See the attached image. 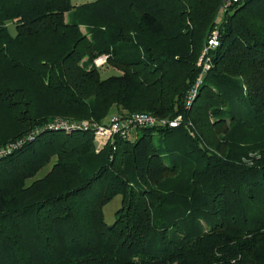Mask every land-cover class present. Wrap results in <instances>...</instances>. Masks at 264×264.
<instances>
[{"label": "trees", "instance_id": "16d2710c", "mask_svg": "<svg viewBox=\"0 0 264 264\" xmlns=\"http://www.w3.org/2000/svg\"><path fill=\"white\" fill-rule=\"evenodd\" d=\"M227 1L0 0V264H264V0ZM141 112L181 119L45 126Z\"/></svg>", "mask_w": 264, "mask_h": 264}, {"label": "built area", "instance_id": "2783aa9c", "mask_svg": "<svg viewBox=\"0 0 264 264\" xmlns=\"http://www.w3.org/2000/svg\"><path fill=\"white\" fill-rule=\"evenodd\" d=\"M238 0H228L227 5ZM219 33L218 30H214L210 35L199 65L202 67V73L199 77V80L195 87L190 91L187 96V103L190 104L198 91L200 82L205 75V73L211 68L212 60L210 52L212 49L216 48L219 45ZM181 119L179 116L175 120L160 119L149 113H133L127 116L113 115L107 124H101L94 120L84 119V120H66V119H55L50 122L47 127L52 129H64V130H77V129H89L94 132V139L97 144V149L100 150L103 148L109 140H112L115 136H121L123 138L127 137L130 131L136 126H153V125H166L177 126ZM28 136L27 138H31ZM24 140H18L12 142L6 147H0V158L9 154L13 149L22 144Z\"/></svg>", "mask_w": 264, "mask_h": 264}, {"label": "rangeland", "instance_id": "374dc122", "mask_svg": "<svg viewBox=\"0 0 264 264\" xmlns=\"http://www.w3.org/2000/svg\"><path fill=\"white\" fill-rule=\"evenodd\" d=\"M71 1L75 5H80V4L91 2V1H95V0H71ZM67 18H68V20L73 21L74 20L73 13H70L69 15H67ZM83 28H84V30H86L87 29L86 25H83ZM11 29H12L13 32L15 31V27L14 26ZM95 64L100 69L101 74H102L103 77H107V76H110L112 74L120 73L119 70H117L114 66H112L111 64H109L107 62V56L98 57L97 59H95ZM113 112H115V111L113 110ZM112 115L109 117V119L112 117ZM56 119L71 120V119H67V118H56ZM89 120H92V119H89ZM49 123H47V125ZM47 125H45V126H47ZM10 143H12V142H10ZM10 143H8V144H6L4 146H0V147H6ZM46 169L47 168H45L41 173H44L46 171ZM121 204H122V196L121 195H117L110 202H108L105 205V207H104V215H105V219H106L107 223L112 224L114 222V220H115V212L121 206ZM202 223H203L205 228L209 227V223L206 222L205 220H203Z\"/></svg>", "mask_w": 264, "mask_h": 264}, {"label": "crops", "instance_id": "0c3cea01", "mask_svg": "<svg viewBox=\"0 0 264 264\" xmlns=\"http://www.w3.org/2000/svg\"><path fill=\"white\" fill-rule=\"evenodd\" d=\"M82 29H83V31H85L83 27H82Z\"/></svg>", "mask_w": 264, "mask_h": 264}]
</instances>
